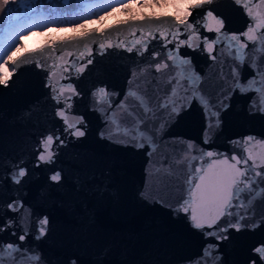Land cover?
<instances>
[{"label": "water", "instance_id": "1", "mask_svg": "<svg viewBox=\"0 0 264 264\" xmlns=\"http://www.w3.org/2000/svg\"><path fill=\"white\" fill-rule=\"evenodd\" d=\"M242 2L259 11L261 26H264V2ZM205 8L223 14L226 29L231 32L241 33L250 23L244 10L232 0H217L194 10L190 22L202 20ZM157 26L169 33L175 31L174 22L168 18L129 17L23 51L7 62L12 78L7 87L0 85V161L5 177L9 171L7 165L17 159L28 161L30 172L21 185L12 184L7 178L3 180L0 225L9 219L17 222L13 230L19 235L22 233L19 217L28 209L33 219L36 215H48L49 234L41 241L30 235L24 244L38 248L53 264H72V261L76 264H192L209 242L218 245L210 264H253V261L264 264V257L255 252L256 247L264 246V223L254 226L264 219L261 215L264 207L259 202L256 216L245 221L247 227L240 231L230 229L227 239L221 241L206 237V230L196 229L187 214L176 211L177 201L202 151L231 155V142L236 138L253 135L264 139V115L249 111L252 93H229L234 84L232 71L237 64L226 53L220 54L221 44L216 45L212 54L216 55L215 61L203 50V44L196 50L189 46L179 49L180 57H190L195 71L203 78L201 87L206 97L213 102L223 99L228 105L226 109L218 107L221 123L218 129L211 130V143L203 142L205 114L195 99L191 108L166 126L162 138L155 137L151 162L150 149L136 147L122 132L111 139L100 136L105 127L102 116L90 111L96 107L91 91L105 84L114 98L115 93L123 97L133 73L136 76L132 90L143 94L153 110L144 116L137 109L144 116L146 127L154 130L165 122L167 113L157 103L171 91L168 81L182 71L181 67L168 61V69L154 71L155 63L165 60L167 55L155 32L157 39L150 40L149 51L143 56L137 55L139 46L132 53L126 51L137 39L142 42L148 39L149 31ZM197 31L201 37L216 35L202 28ZM173 47L168 44L169 49ZM153 51L161 53L156 60L150 55ZM79 69L84 71L81 73ZM252 74L245 64L243 78ZM46 81L52 92L45 87ZM68 83L81 90L73 112L84 117L86 135L72 138L61 149L55 165L35 168L32 149L36 141L45 131L63 127L54 115L58 106L51 95L68 103V97L75 95L74 92L59 95V90ZM222 93L230 94V100ZM69 119L75 122L76 118L69 116ZM127 120L132 122L130 117ZM189 144L191 148L187 147ZM254 151L264 154V146H257ZM52 167L63 170L60 186L49 180ZM141 192L148 196L147 200L141 198ZM17 198L23 200L25 208L20 213L8 211L7 204ZM14 239L10 232L0 233V240ZM9 259L7 253L0 255V264H8ZM22 264L34 262L25 258Z\"/></svg>", "mask_w": 264, "mask_h": 264}, {"label": "snow or ice", "instance_id": "2", "mask_svg": "<svg viewBox=\"0 0 264 264\" xmlns=\"http://www.w3.org/2000/svg\"><path fill=\"white\" fill-rule=\"evenodd\" d=\"M216 2L217 0H186L184 7L176 13L153 15L156 20L171 19L174 22L175 31L169 33L167 29L161 30V27L157 26L154 31H149L150 39L143 42L137 39L136 43L126 51L132 53L139 46V50H136L137 55L143 56L149 51L150 40L157 39V36L154 35L155 32L158 33L167 55L165 60L155 63L154 71L160 73L164 69H168L170 67L168 61H171L174 66L181 67L182 71L177 72L168 81L171 91L157 103V107L167 113V118L154 130L146 127L147 122L144 116L149 115L153 110L149 106V100L143 94L132 90L133 80L136 76L133 73L123 97H120L119 93H115L114 98L111 90L105 84L96 86L90 93L92 101L96 105V107L90 108V111L97 112L103 118L105 131L100 133L102 139H111L113 135H119L122 132L124 136L135 142L136 147L150 149L148 156L151 162V156L156 147L155 137L162 138L166 126L179 119L183 112L191 108L192 101L195 99L205 114L206 139L203 142L205 144L212 142L210 132L213 129H218L221 123L218 107L226 109L228 105L223 99L217 98V101L213 102L206 97L201 87L203 78L195 71L191 58H181L179 55V49L184 46L196 50L203 44V50L209 54L210 59L215 61L216 55L212 54L216 45L221 44L220 54L226 53L237 64V67L232 71L234 84L229 89V93L237 91L241 95L252 93L249 98L250 114L264 115V26H261L260 13L257 9L249 8L242 0H232L233 4L244 10L250 20L246 29L241 33L227 30L223 14H217L210 8H205L202 20L190 22L194 10ZM251 2L253 3V0ZM260 2H264V0H259L258 3ZM167 4L168 0H160L161 7H165ZM181 26L184 28L183 32ZM200 28L216 35L212 38L201 37L197 31ZM181 36L185 38L179 39ZM66 38L68 37H58L57 39ZM168 44H173L174 47L169 49ZM150 55L156 60L161 56V53L153 51ZM249 56L253 59L249 60ZM245 64L253 73L247 79L243 78ZM79 71L82 73L84 69H79ZM11 78V72L0 73V85L7 87ZM68 79L71 80V78ZM45 87L50 92L53 91L47 81ZM66 92L75 93L68 97V103L56 95H51V99L58 106L54 115L62 121L63 127L59 130L53 128L45 131L36 141L32 149L35 155L32 164L35 168H40L42 165H55L61 155V149L67 147L72 138L79 139L86 135L87 124L84 117L73 112L74 101L81 96V90H77L73 84L68 83L59 90V95L64 96ZM222 95L225 94L222 93ZM230 98V94L225 95V99L230 100ZM137 109L142 111L144 116H141ZM69 116L75 117V122L70 121ZM128 117L131 118V123L127 120ZM257 146H264V139L253 135L236 138L231 142V155L214 150L202 151L200 159L196 162L197 166L191 169L183 194L177 201L176 211L187 214L196 229L206 230V237L216 241L227 239L230 229L240 231L247 227L245 221L256 216L255 208L258 202L264 207V154L254 151ZM187 147L191 148L192 145L189 144ZM238 152L239 154H237ZM220 156L223 158H213ZM193 159L196 158L193 157ZM209 160L210 162H208ZM7 167L9 171L5 177L3 174L4 165L0 161V188L3 187L5 178L14 185H21L23 178L30 172L28 161L24 159H17L9 163ZM62 172L63 170H56L55 167H52L49 176L50 182L60 186V182L64 179ZM141 198L147 200L148 196L141 192ZM24 208V202L19 198L13 199L7 204V210L15 213H20ZM0 211H3L2 205H0ZM261 215L264 216V212ZM32 217L33 213L30 209L19 217L18 222L22 229V233L19 235L13 230L17 222L9 219L6 224L0 225V233L10 232L15 237L14 240H0V255L7 253L10 258L8 264H22L25 258L32 260L34 264H53L38 248H31L24 244L30 235L34 240L41 241L50 232L48 215H36L35 219ZM260 223H264V219L258 220L254 226L258 227ZM217 248L218 245L209 242L203 249L202 255L196 258L192 264H210L213 252ZM255 252L264 257V246L256 247ZM72 264H76V262L72 261Z\"/></svg>", "mask_w": 264, "mask_h": 264}, {"label": "rangeland", "instance_id": "3", "mask_svg": "<svg viewBox=\"0 0 264 264\" xmlns=\"http://www.w3.org/2000/svg\"><path fill=\"white\" fill-rule=\"evenodd\" d=\"M135 7L132 9H111L105 14L82 23L74 27H49L44 30L37 29V26L43 22V18L37 16L32 20L23 19L21 21L12 22L0 31V73H8L9 68L7 62L14 56L17 51L22 50L20 38L36 41L38 38L47 37L55 34L59 37L72 35L82 30L95 27L102 28L108 23L129 17H140L143 15H154L164 13H176L184 7L186 0H168L165 7L160 6V0H131ZM108 0H95L85 2L84 9L91 10L94 6H107ZM30 37V38H29ZM36 38V39H35ZM53 41V40H52Z\"/></svg>", "mask_w": 264, "mask_h": 264}, {"label": "trees", "instance_id": "4", "mask_svg": "<svg viewBox=\"0 0 264 264\" xmlns=\"http://www.w3.org/2000/svg\"><path fill=\"white\" fill-rule=\"evenodd\" d=\"M95 0H0V31L12 22L43 18L37 29L74 27L95 19L111 9H132L131 0H108L107 6L83 8L85 2Z\"/></svg>", "mask_w": 264, "mask_h": 264}, {"label": "bare ground", "instance_id": "5", "mask_svg": "<svg viewBox=\"0 0 264 264\" xmlns=\"http://www.w3.org/2000/svg\"><path fill=\"white\" fill-rule=\"evenodd\" d=\"M84 30L79 31L77 33H74L72 35H65L64 37H70V36H75L78 34H81ZM59 36L52 34L51 36L48 35L47 37H43V38H38L36 41L31 40H26L24 37L20 38V43L22 44V50L17 51V53L12 56L9 60H11L12 58H14L15 56H17L18 54L22 53L23 51L26 50H31V49H35L40 47L43 44H48V43H52L53 41L59 40L57 39ZM36 39V38H35ZM53 40V41H52Z\"/></svg>", "mask_w": 264, "mask_h": 264}]
</instances>
